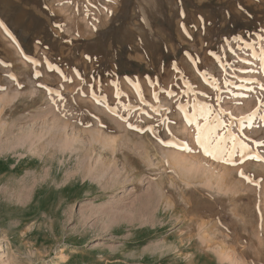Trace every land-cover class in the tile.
I'll list each match as a JSON object with an SVG mask.
<instances>
[{
  "label": "rangeland",
  "instance_id": "obj_1",
  "mask_svg": "<svg viewBox=\"0 0 264 264\" xmlns=\"http://www.w3.org/2000/svg\"><path fill=\"white\" fill-rule=\"evenodd\" d=\"M61 250L264 264V0H0V264Z\"/></svg>",
  "mask_w": 264,
  "mask_h": 264
},
{
  "label": "bare ground",
  "instance_id": "obj_2",
  "mask_svg": "<svg viewBox=\"0 0 264 264\" xmlns=\"http://www.w3.org/2000/svg\"><path fill=\"white\" fill-rule=\"evenodd\" d=\"M39 2V1H38ZM5 5V4H4ZM6 7H7V5H6ZM7 10V9H6ZM200 10V9H199ZM4 12V11H3ZM161 14V13H160ZM179 20V19H178ZM177 21V20H176ZM203 27V26H202ZM161 32V31H160ZM208 32V31H207ZM161 35V34H160ZM157 40V39H156ZM159 40V39H158ZM205 41V40H204ZM157 42V41H156ZM209 43V42H208ZM160 45V44H159ZM209 47V46H208ZM151 53V52H150ZM160 58V57H159ZM142 60V59H141ZM116 68V67H115ZM171 160V159H170ZM173 161V160H172ZM4 162V161H3ZM170 162V161H169ZM178 163V162H177ZM175 167V166H174ZM182 168V167H181ZM180 168V169H181ZM171 170V169H170ZM177 170V169H176ZM175 170V171H176ZM182 170V169H181ZM177 173V172H176ZM190 173V172H189ZM183 178H184V176H183ZM171 179V178H170ZM185 179V178H184ZM183 180V179H182ZM189 181V180H188ZM192 181V180H191ZM197 181V180H196ZM162 182V181H161ZM194 183H197V182H194ZM175 184V183H174ZM188 185V184H187ZM161 190H163L162 189V186H161ZM117 192V191H116ZM161 192H163V191H161ZM164 196H165V194H164ZM102 197H107V194H105V193H103V196ZM163 197V196H162ZM167 202V201H166ZM171 202V201H170ZM156 203V202H155ZM168 203V202H167ZM166 209V208H165ZM62 249V248H61ZM74 251H77L76 249H74ZM84 251V250H83ZM65 255H64V251L63 250H61V253H59L57 256H56V259H54V260H52V264H61V262L65 259Z\"/></svg>",
  "mask_w": 264,
  "mask_h": 264
},
{
  "label": "snow or ice",
  "instance_id": "obj_3",
  "mask_svg": "<svg viewBox=\"0 0 264 264\" xmlns=\"http://www.w3.org/2000/svg\"><path fill=\"white\" fill-rule=\"evenodd\" d=\"M204 133L203 139L201 140V142L203 143L205 140L208 141V143L205 146V153L208 155H213V152L216 150V148L219 147V145H216V148H214L212 151H209V147L212 145V141L210 139V133L208 131V129H204L202 130ZM231 157V153L229 154V158ZM215 158V157H214Z\"/></svg>",
  "mask_w": 264,
  "mask_h": 264
}]
</instances>
